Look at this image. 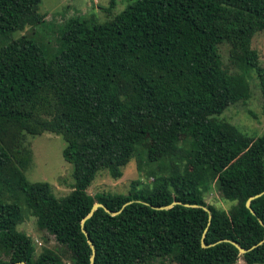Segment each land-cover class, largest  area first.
I'll return each instance as SVG.
<instances>
[{
	"label": "trees",
	"instance_id": "1",
	"mask_svg": "<svg viewBox=\"0 0 264 264\" xmlns=\"http://www.w3.org/2000/svg\"><path fill=\"white\" fill-rule=\"evenodd\" d=\"M39 1L0 0V39L42 23ZM257 32L264 0H136L100 24L68 18L48 58L25 35L2 43L0 264H64L46 248L33 257L30 238L16 230L20 202L69 264H89L79 222L94 203L119 213L98 208L84 221L93 264H264V134L246 136L215 118L231 99L221 43L231 64L254 74L264 116V66L250 46ZM42 133L65 144L72 185L60 198L23 174L24 136ZM130 161L161 169L149 172L150 186L134 181L126 194H87L99 172L117 180ZM202 178L233 202L228 210L203 202ZM257 194L251 215L244 203ZM232 242L258 245L239 254Z\"/></svg>",
	"mask_w": 264,
	"mask_h": 264
},
{
	"label": "rangeland",
	"instance_id": "2",
	"mask_svg": "<svg viewBox=\"0 0 264 264\" xmlns=\"http://www.w3.org/2000/svg\"><path fill=\"white\" fill-rule=\"evenodd\" d=\"M136 0H40L37 13L44 15V21L34 26H25L20 31L11 32L0 39L2 43L10 42L22 35L29 37L42 51L46 58L50 57L57 49L56 40L58 30L64 21L70 17L79 16L88 24H100L111 20L116 14L123 11ZM250 46L256 51L260 66H264V32L253 35ZM229 45L221 43L217 45L222 68L230 80V104L215 115V118L223 120L234 126L239 133L246 136L257 137L264 134V116L261 114V97L256 85L254 74L241 73L236 66L231 64L228 58ZM64 142L60 136L42 133L41 135H25L23 147L27 153L28 164L23 172L29 183L45 182L50 186L52 194L56 198L67 195L71 190L70 177L71 166L63 161L61 151ZM161 165L155 163L151 168L141 165L138 169L135 161H130L122 170V176L112 180L106 172H99L86 192L94 195L102 192L126 194L131 182H138V187L150 186L152 178L149 172H160ZM208 190L203 193V202L217 209L228 210L233 204L224 200L213 182L202 178ZM22 219L16 230L25 234L31 240L33 257L42 249H49L57 253L64 264H69V256L53 238L44 231L37 229L34 218L29 214L22 202ZM150 264H174L168 260H155ZM235 264H244L238 259Z\"/></svg>",
	"mask_w": 264,
	"mask_h": 264
},
{
	"label": "water",
	"instance_id": "3",
	"mask_svg": "<svg viewBox=\"0 0 264 264\" xmlns=\"http://www.w3.org/2000/svg\"><path fill=\"white\" fill-rule=\"evenodd\" d=\"M260 194H264V190H263ZM260 194H257V195H254V196H251V197L247 198V200H246L245 203H244V207L249 211V213H250L251 215H254V213H253V211L250 209V207H249V203H250L251 200L255 199V198L258 197ZM174 204H177V203L172 202V203H170L169 205H166V206H164V207H156V208L151 207V208L156 209V210H162V209L169 208L170 206H172V205H174ZM124 205H125V204H124ZM124 205H123V206H124ZM183 205H184L185 207H198L197 205H190V204H183ZM98 208H101L104 212H106V213L109 214L110 216H115V215H117V214L119 213V211L113 212V211H109V210H107V209H106L102 204H100V203H94V204H92V206L90 207V209H89L88 213L86 214V216H85V217L79 222V227H80L81 233L84 235V237H85V239H86V243L88 244V247H89V249H90V256H89V259H88V263H89V264H93V259H94V248H93L92 243L88 240L85 231L83 230V223H84V221H85L86 219L90 218V217L92 216L93 212H94L96 209H98ZM202 208H203V210L207 211L206 208H204V207H202ZM209 218H210V215H209V213L207 212V219H208V221H209ZM257 221H258V223H259L261 226H263V224H262V222H261L260 220H257ZM263 227H264V226H263ZM205 230H206V229H205ZM205 230H204V232H205ZM263 241H264V236H263L262 240H261L258 244H260V243L263 242ZM258 244H256V245L250 247L249 249L254 248V247L257 246ZM232 245H233L234 247H236V249H237V251H238L239 254H243V253H245L246 251L249 250V249H242V248L238 247V246H237L235 243H233V242H232ZM200 246H201L202 248L206 247V246L204 245V243H203L202 240L200 241ZM12 264H25V263H24V262H16V263H12Z\"/></svg>",
	"mask_w": 264,
	"mask_h": 264
}]
</instances>
